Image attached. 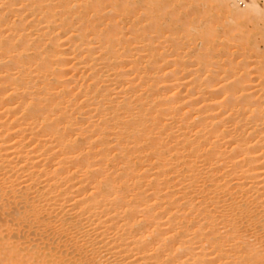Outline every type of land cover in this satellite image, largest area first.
Segmentation results:
<instances>
[{
  "label": "bare ground",
  "instance_id": "bare-ground-1",
  "mask_svg": "<svg viewBox=\"0 0 264 264\" xmlns=\"http://www.w3.org/2000/svg\"><path fill=\"white\" fill-rule=\"evenodd\" d=\"M167 3L0 0V264H264V92L170 97Z\"/></svg>",
  "mask_w": 264,
  "mask_h": 264
},
{
  "label": "rangeland",
  "instance_id": "rangeland-1",
  "mask_svg": "<svg viewBox=\"0 0 264 264\" xmlns=\"http://www.w3.org/2000/svg\"><path fill=\"white\" fill-rule=\"evenodd\" d=\"M167 1L166 22L163 19L166 25L164 27L165 32L163 31L164 35L161 36L162 33H158L160 34L159 38H157V36V39H155L157 33L153 32L155 34L153 38L154 41L156 40V44L158 42V44L162 46V49L165 48L166 50L167 78L169 85L168 94L170 97H174V94L177 95L179 93V96L181 95L180 97L184 98L185 96L187 100L192 96L196 97L195 94L199 95V97L202 96V98L211 99V95L205 92L206 87L201 85L203 90H200L195 88V83H197V81L198 83H204L213 78L214 71L220 72L218 76L221 77L220 79H222L223 83L232 82L238 77V64L246 66V70L250 71L249 77L251 78V82L247 92H250L254 98L263 94L264 78L261 79L258 77V71L255 72V70L259 64L258 60L264 62V28L261 26H254L250 20L245 18L232 19V21L228 17L229 15H226L227 12L225 9H222L218 2L215 4L216 0ZM143 23L147 24L148 22L146 21ZM153 33H151L152 36ZM145 35L147 34L145 33ZM163 37L165 39V41L163 39V42L165 43L161 44V38ZM154 41H152V43ZM253 42L255 43V47L254 45L253 47H257L259 51L257 48L256 51H254V48V50L252 49L251 45ZM156 44L154 46L153 43L155 48ZM160 45L157 49L159 48V50H162ZM254 52L256 53L254 54ZM243 53L248 57L246 55L244 56ZM252 53L258 64H254ZM259 55L260 57H258ZM251 61L253 63H249ZM178 81H181L183 85H179L180 82L178 83ZM222 82L219 84H222ZM195 114L196 113L192 112L190 116L195 117ZM1 219L2 218H0V220ZM5 225L6 224L3 225L0 221V238L4 240L9 239L10 242L13 243L16 241V243L18 242L17 244H19L21 240L23 242L25 241L24 243L21 242L23 244L28 241L27 244H31L30 238L32 237L29 236V238L26 236L27 233L25 234L24 231L26 229L21 228L20 230L24 232L19 231V233H16V227L10 224L12 231L9 232L5 228L7 225ZM26 239L29 240L26 241ZM20 246L22 247V244Z\"/></svg>",
  "mask_w": 264,
  "mask_h": 264
}]
</instances>
